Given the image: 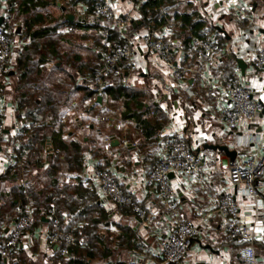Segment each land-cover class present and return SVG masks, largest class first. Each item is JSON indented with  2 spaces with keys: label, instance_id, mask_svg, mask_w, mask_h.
I'll use <instances>...</instances> for the list:
<instances>
[{
  "label": "crops",
  "instance_id": "crops-1",
  "mask_svg": "<svg viewBox=\"0 0 264 264\" xmlns=\"http://www.w3.org/2000/svg\"><path fill=\"white\" fill-rule=\"evenodd\" d=\"M93 1L77 0L72 4L68 0H35L39 14L34 18L37 21L29 34L21 35L24 31L23 23L16 21V29L11 33L15 44L10 60L6 64H0V114L4 128V139L0 145V205L5 197L11 198L12 188L22 184L24 188H31L37 184V174L40 172L42 175L47 168L46 152L50 151L49 145H46L41 152V168L29 165L23 179L12 181L3 178L9 166H19L21 158L29 151L22 146L27 136L16 138L25 120L23 110H17L13 99L14 79L16 80L18 75L14 71L13 63L15 64L19 52L30 43L32 32L35 29L47 28L43 36L36 34L34 38L38 42L46 36L49 38V35L56 39L57 43L53 40L46 47V70L53 65L69 68L74 61H91L98 63L102 68L103 55L113 46L115 40L106 29L112 26L95 22V17L87 12V6ZM109 1L116 12L134 15V22L125 33L135 43L137 50L134 62L138 72H126L123 82L134 88L147 89L153 96V103L168 116V122L158 132L156 139L151 141L143 138L134 125L125 130L115 129L114 122L121 119L119 111L122 109V103L110 101L103 95L100 96V93L93 99H84L83 91L75 90L71 97L72 104L77 106L76 110L62 108V121L74 131V139L82 138L85 150L82 170L77 174L64 171L58 182L70 186L81 183L87 188H93L97 194V203L107 217V224L99 225L100 242L96 245V251H93V258L87 259V264H166L159 254L160 239L181 221L191 222L199 231L191 238L185 258L176 264H241L239 245L228 238L224 220L215 211L217 198L229 189L227 167L231 161L219 146L225 145L234 150V158L241 156L244 150L241 145L259 135L262 121L257 122L255 129L242 128L235 132L227 130L221 120V107L224 105L222 85L229 78H235L254 90L256 95L264 97V72H259L252 64L255 51L264 47V0H166L164 7L167 12H189L205 18L207 23L213 26V30L207 31V36L223 48L218 61L211 55H206L199 61L195 57L193 40L190 42V48H185L182 39L174 36V27L170 34L168 24L155 31L153 35L160 34L170 39L175 64L187 69V74L181 82L170 78L168 70L157 55L143 42L142 38L148 35V29L142 26L141 17L136 11L145 0ZM7 7L6 0H0V17L3 18L0 26L8 31L11 28ZM16 7L17 4H14V11ZM66 13L72 14L73 19H66ZM28 14L29 11L18 17L23 20ZM138 20L140 23H136ZM4 22L6 26L3 25ZM17 25H20L19 29ZM217 26L221 27L224 33L218 31ZM119 34L123 37L122 32ZM37 47H41V44ZM69 49L74 51L71 53ZM98 53L101 54L99 59L96 57ZM237 58L246 63L243 71L238 67ZM231 59L235 61V66L232 76L227 77L223 68ZM58 75L61 79L65 78L63 74ZM87 80L88 77L80 74L76 76L77 84ZM187 81L194 83V93L192 92V98L189 99L184 97L183 90ZM87 85L89 86L88 83ZM147 86H151V89ZM98 96L101 97L100 103L96 101ZM86 105L92 110H97L98 106L101 109L110 107L111 121L103 122L102 126L93 122L91 129H85L86 125L79 124V120L88 117ZM152 114L150 111L149 116ZM106 132L111 135L113 145L108 151H104L103 147L100 149L103 137L108 136ZM69 134L71 131L64 133L63 138L68 139ZM173 135H181L187 147L200 157L201 176L172 175L171 185L177 206L174 212L169 213L157 189L144 184L143 178L149 167L165 151L167 142ZM124 138L137 145L123 146L121 140ZM95 165L107 166L111 170L124 193L131 196L145 210L146 219L140 220L131 213L124 214V207L100 197L97 182L90 176V170ZM13 204L10 205L18 214L20 204L16 200H13ZM29 204L33 208L32 202L27 203L25 208ZM14 218L0 224V245ZM82 224L83 221H78L76 225ZM49 228L48 217L42 215L40 221L34 222L33 228L24 236L18 249L3 257V264H55L57 247L47 239ZM257 232L253 245L259 264H264V230ZM127 237L130 243L121 245V240ZM69 257L68 253L64 259Z\"/></svg>",
  "mask_w": 264,
  "mask_h": 264
},
{
  "label": "trees",
  "instance_id": "trees-1",
  "mask_svg": "<svg viewBox=\"0 0 264 264\" xmlns=\"http://www.w3.org/2000/svg\"><path fill=\"white\" fill-rule=\"evenodd\" d=\"M68 1L74 4L77 0ZM96 1L94 0L91 5L87 6V12L92 14ZM6 2L9 21L14 17L19 18L18 15L29 11V14L22 20L25 30L21 35L29 34L37 21L34 18L39 14L38 8L35 7V0H6ZM165 3L166 0H145L140 3L138 11L142 26L148 29V35L153 36V33L159 28L174 22V36L182 39L185 48H190L191 40L207 39V31L213 30V26L207 23L205 18L189 12H167L164 7ZM14 4H17L16 11H14ZM95 22L109 25L108 22L101 20ZM3 25L6 26L5 22ZM3 28L5 29V27ZM46 29H35L31 34L30 43L19 52L15 60L14 71L18 75L14 82L13 99L17 110H23L25 120L22 130L16 138L27 136L22 146L28 148L29 151L24 158H21L22 162L19 166L17 164L9 166L3 174V178L18 181L23 179L29 165L41 168V152L46 145H49L50 151L46 152L48 166L42 175L40 172L37 174L39 176L37 184L31 188H24L23 184L12 188L10 204L13 206V200H16L20 204V212L23 213L25 205L32 202L34 222L40 221L41 216L45 215L49 208L54 209L56 216L63 224V231L71 232L76 240V244L68 250L69 259H64L59 248H56L54 263L87 264V259L93 258V251H96V245L100 242L99 225H106L107 217L105 211L97 203V194L93 188H87L81 183L70 186L58 182L62 172L70 171L77 174L82 170L85 150L82 146V138L74 139L76 137L74 131L62 121L64 114L62 108L76 110L77 106L72 104L71 97L75 90H82L84 99H93L95 95L101 93L104 98L110 101L121 102L120 118L133 121V127L139 130L141 136L151 141L156 139L158 132L167 124L168 116L157 104L153 103V96L147 89L134 88L124 84L123 78L126 72L119 76L102 73V82L97 84L94 81V76L102 68L98 63L91 61L86 63L74 61L69 68L53 65L49 70H46L44 63L47 51L45 54L41 49L42 54L41 52L38 56L34 54L38 49L37 45L41 44L34 38L38 34L43 36ZM106 29L115 40L113 45L124 41L117 29L112 27ZM11 33H13L12 30L7 31L8 35ZM96 57L99 59L101 54L98 53ZM225 64L223 73L225 76L231 77L235 61L231 59ZM179 67L184 68L183 66ZM58 74H63L65 78L61 79ZM77 74L88 77V80L85 83L77 84ZM186 74L187 72H185ZM191 90L194 93V83ZM184 93L189 99L190 95L185 91ZM85 110L88 117L81 118L79 124L87 125L88 127H84L87 130L92 128L93 122L102 126L103 121L99 119V116L103 113V109L98 106L97 110H92L89 105H86ZM150 111L153 112L152 116H149ZM70 131L68 139H64L63 134ZM106 134L111 138L109 133L106 132ZM112 146L111 144L110 148ZM102 147L103 145L100 146V149ZM119 206L124 207L122 209L124 214H134L129 206ZM78 221H83L84 224L76 225ZM128 243H130L128 237L121 240L123 246ZM0 264H3L1 255Z\"/></svg>",
  "mask_w": 264,
  "mask_h": 264
},
{
  "label": "built area",
  "instance_id": "built-area-1",
  "mask_svg": "<svg viewBox=\"0 0 264 264\" xmlns=\"http://www.w3.org/2000/svg\"><path fill=\"white\" fill-rule=\"evenodd\" d=\"M139 14V11H136ZM92 15L96 20L108 22L113 28L123 33L124 41L107 49L103 55L102 70L94 76V81L100 84L101 74L119 76L125 72L137 73L134 62L136 46L126 35L127 28L134 22V15L118 13L109 0H97L93 5ZM175 23L168 24V33ZM144 44L153 51L170 78L176 82L184 80L187 69L175 64V56L171 41L164 35H145ZM15 40L0 26V64L10 60ZM195 57L202 61L206 55H211L216 61L223 53V48L209 35L206 40H193ZM253 66L264 72V47H259L252 58ZM192 83L187 81L183 90L192 95ZM224 105L221 107V120L224 127L232 132L242 128H256L262 121L260 133L242 144L243 154L228 163L227 181L229 189L222 193L216 201L215 211L224 220L225 233L231 240L239 244V259L241 264H259L254 242L257 230H264V97L255 94L248 86L241 84L235 78H229L222 85ZM102 96V94H99ZM103 122L111 121V108L104 107L99 116ZM134 123L126 119L114 122L117 130H125ZM85 127H88L87 125ZM4 139V128L0 114V145ZM112 138L103 137V150L108 151ZM123 146L135 147L134 142L124 138ZM170 174L181 177L201 176V159L191 151L181 135H173L167 142V148L159 158L149 167L144 175L143 183L152 185L164 202L169 213L176 209V201L171 185ZM90 176L95 179L99 187L100 197L106 198L116 205L129 206L135 216L146 219L145 210L129 195H126L107 166L95 165L90 170ZM237 198L242 200L241 203ZM32 205L29 204L24 212H19L1 240L0 255L7 257L10 251L18 249L24 236L33 228ZM50 221V228L46 234L50 243L59 248L63 256L76 244L71 232L63 231V224L54 209L49 208L45 214ZM198 227L191 222L181 221L171 228L159 242V254L166 264L181 262L188 251L190 240L197 235Z\"/></svg>",
  "mask_w": 264,
  "mask_h": 264
},
{
  "label": "rangeland",
  "instance_id": "rangeland-1",
  "mask_svg": "<svg viewBox=\"0 0 264 264\" xmlns=\"http://www.w3.org/2000/svg\"><path fill=\"white\" fill-rule=\"evenodd\" d=\"M17 20H19V21H21L22 23H23V21H22V19L21 18H17V17H14L13 19H11L10 21H9V26H10V30H12V32L16 29L15 27H16V21ZM19 26L20 25H17V27H18V29H19ZM22 29L23 30H25L24 29V25L22 26ZM49 38H47V36L46 37H44L40 42H41V44H42V46L41 47H39L36 51H35V55L36 56H38L39 55V53L41 52V54H42V50H43V52L46 54V51H47V46L46 45H48L47 43H50L51 41H53L54 40V42L55 43H57L56 42V39H53L52 37H51V35H49L48 36ZM47 38V39H46ZM67 40H69V39H67ZM49 41V42H48ZM46 44V45H45ZM45 46V47H44ZM59 47H61V46H59ZM42 49V50H41ZM41 50V51H40ZM70 50V52L72 53L74 50L73 49H69ZM12 67V66H11ZM13 68H15V65H14V63H13ZM14 82H15V79H14ZM151 86H147V88L148 89H151L150 88ZM160 91V90H159ZM192 92H193V90H192ZM192 95H190V97L189 98H192L191 97ZM184 97H186V94H184ZM7 213V214H6ZM0 224L1 223H7V222H9L10 221V219L12 218V217H14L15 215H16V212L14 211V208H12L11 207V205H10V198H8V196L7 197H5L4 199H3V201H2V203H1V205H0Z\"/></svg>",
  "mask_w": 264,
  "mask_h": 264
},
{
  "label": "water",
  "instance_id": "water-1",
  "mask_svg": "<svg viewBox=\"0 0 264 264\" xmlns=\"http://www.w3.org/2000/svg\"><path fill=\"white\" fill-rule=\"evenodd\" d=\"M65 18L68 19V20H72V19H73V15H72V14H69V13H66V14H65ZM2 22H3V18L0 17V25L2 24ZM136 23H140V21L138 20ZM216 29H217L218 31L224 33V30H223L221 27L217 26ZM236 62H237V64H238V67H240V69L243 71V70L245 69V67H246V63H245L243 60L239 59V58L236 59ZM189 82H190V81H189ZM96 101H97L98 103H100V102H101V97L98 96L97 99H96ZM219 148H220L221 150H223V151L227 154V156H229V158H230L231 160L234 159V155H235V151H234V150H230V149L228 148V146H225V145H223V146H219ZM170 177H172V174H170Z\"/></svg>",
  "mask_w": 264,
  "mask_h": 264
}]
</instances>
